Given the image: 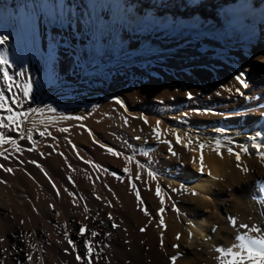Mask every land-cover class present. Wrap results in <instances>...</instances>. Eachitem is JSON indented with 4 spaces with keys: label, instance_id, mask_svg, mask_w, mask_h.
I'll list each match as a JSON object with an SVG mask.
<instances>
[{
    "label": "bare ground",
    "instance_id": "1",
    "mask_svg": "<svg viewBox=\"0 0 264 264\" xmlns=\"http://www.w3.org/2000/svg\"><path fill=\"white\" fill-rule=\"evenodd\" d=\"M138 1L0 0V38L8 37L0 95L12 109H0V119L17 117L3 127L9 139L0 148V264H82L76 256H85L86 240L95 245L93 264H219L215 247L245 234L230 218L264 226V160L253 147L264 151V0ZM241 72L247 87L235 79ZM27 106L35 110L24 131ZM188 139L205 144L203 174L200 150L183 146ZM217 142L222 156L212 150ZM138 163L157 180L142 170L136 180ZM156 183L166 230L156 226ZM181 183L188 192L172 191Z\"/></svg>",
    "mask_w": 264,
    "mask_h": 264
},
{
    "label": "snow or ice",
    "instance_id": "2",
    "mask_svg": "<svg viewBox=\"0 0 264 264\" xmlns=\"http://www.w3.org/2000/svg\"><path fill=\"white\" fill-rule=\"evenodd\" d=\"M8 39L7 36H4L2 38H0V44L4 43V41H6ZM8 64V60L6 57H0V65H5ZM10 66V65H9ZM244 72H241L239 75H237L235 77V79L238 81V83L242 86V87H247V81L244 79ZM4 77L10 78L8 76V73L5 72L4 73ZM9 87H11V85H9ZM237 91H239V89H237ZM31 93V87L29 86L28 88L25 89L24 92V96L27 97L29 94ZM242 94V93H241ZM217 95H219V93H217ZM188 98L191 99L192 98V94L189 93L188 94ZM8 103V101L4 98V96L0 95V109H4L7 112H11L12 109L11 108H5V105ZM13 103H17V101H13ZM115 103L119 104L122 108H124V104L121 100L116 99ZM50 111L52 109H49ZM74 119L80 120L82 119L81 117H74ZM7 122V123H5ZM17 122V117L14 115H10V116H6L3 119H0V128L3 127H7V126H11V125H15ZM127 122V121H126ZM145 123H148V120L145 119L144 120ZM160 126H161V121L157 120L156 121V125L155 127L152 129L153 133L155 134V136L160 139L162 136V132L160 130ZM61 131H67V129H61ZM92 133L89 132V135H91ZM45 133L44 132H40V136H44ZM21 138L23 139L24 137L21 136ZM28 140H32V136L29 134L27 136ZM136 139H140V137H136ZM161 143H166L169 144V152L171 153L172 156H178L179 153L175 150H173L172 146H171V142L168 140H164L161 139L160 140ZM7 143V141L5 140V138L3 136H0V144H4ZM175 143L176 144H181V136L179 134H175ZM190 145H194L196 148H198L200 150V156H199V162H200V167H199V172L201 174L204 173L205 171V164H204V155H203V150L205 148V144L198 142V141H193L192 139H188L186 141V143L183 145L187 150L191 151L193 150L192 148H190ZM101 147H104V145H101ZM222 145L217 142L215 145V148H213L212 150L214 152H216L218 155H221L220 149H221ZM253 147H255L257 149V152L259 153V157L261 160H264V151L260 150V146L259 145H253ZM243 152H248L247 148H242L241 149ZM108 152H110L112 155L114 156H119L120 153H117L115 151H113L112 148H108L107 149ZM227 153L228 155H234L235 159L237 161L236 166L238 168H241L242 171L247 172L248 169L246 167H241L240 164V153L239 152H234L233 149L231 147L227 148ZM61 155H63V153H61ZM143 155H148L147 153H144ZM5 159H7L8 157H4ZM127 161L129 163L132 162V156H128L127 157ZM85 163H91L88 160L84 161ZM193 163H196V158L193 157L192 160ZM37 167L41 168V171L44 172V174L47 176L48 173L45 172V170L39 165H36ZM0 167H4L3 165H0ZM93 167H98L97 165H93ZM151 166L149 165V168ZM136 168L138 169V171L135 174V179L136 180H140L141 179V170L143 172L147 173V176L150 177L152 180H157V177L159 175V173L155 170H149L148 168H145L144 164H137ZM4 170L6 172L11 173L13 171L12 168L8 167V168H4ZM124 171L127 173L129 171V169L126 167L124 169ZM209 175H211V173H209ZM119 178V177H118ZM51 182V181H50ZM0 183H5V181L0 180ZM52 187L55 189L57 188L55 183H52ZM133 188H135V184L132 185ZM151 190V189H149ZM65 191H67V189H65ZM172 191L174 192H178V191H183V192H188V188L184 185V184H180L179 188H172ZM162 189L159 183L155 184V194L157 195V197H160L159 199V203L161 205V207H159V209L157 210V215L159 216V220L157 222V227L159 228H164L166 230V224L164 221V217H163V213L165 212V208L163 207V205L165 204V200L164 197L161 195ZM57 196L60 195L59 190H57L56 192ZM192 195H197V193L192 192ZM69 195L71 196L72 193L69 192ZM136 198H137V202L138 205H144V201L141 199L140 197V193L139 191H136ZM169 199H171V197H168ZM97 199H100L99 196H97ZM85 212L88 211L87 206H85ZM141 211H143V214L145 216L149 217V223L152 222V220L154 219V217L151 216L149 210L147 207H141L140 209ZM172 211H175L177 213V215L179 216L180 214V210L178 208H176L175 204L172 205ZM111 219V217H109ZM23 223V221H21ZM230 225L234 228V229H241L244 230L245 234H236L233 238V243L230 246H225V247H215V252L217 253V257L216 259L219 261V264H264V226H259V225H248L245 223H239L238 220L236 218H230L229 220ZM118 225L114 224L113 227H117ZM147 228V225L144 228H141L140 231L141 232H145ZM87 228L86 227H81L79 230V234L80 235H85L87 232ZM252 233L251 236L247 235V233ZM88 235H90L92 238H95L98 233L95 231H92L90 233H88ZM192 233H189V238L191 239L192 237ZM176 240H180L181 236L180 234L176 235ZM205 240L208 239V237H204ZM68 243L70 245L73 244L72 240H68ZM161 244H163V240L161 239ZM85 247H86V254L85 256H81V255H77L76 259L78 261H81L82 264H93V259H94V243L92 242V240H86L85 241ZM174 247H178V245H174ZM227 258V259H226ZM27 259L29 261L33 260L32 255H29L27 257ZM171 264H176V258L173 257L172 258V262Z\"/></svg>",
    "mask_w": 264,
    "mask_h": 264
},
{
    "label": "rangeland",
    "instance_id": "3",
    "mask_svg": "<svg viewBox=\"0 0 264 264\" xmlns=\"http://www.w3.org/2000/svg\"><path fill=\"white\" fill-rule=\"evenodd\" d=\"M138 1V0H137ZM139 2V1H138ZM139 5H142V4H140V2H139ZM220 17V16H219ZM250 17H252V16H247V18H250ZM222 18V17H221ZM223 20H225L224 18H222ZM260 19V18H259ZM248 20H250V19H248ZM258 20V19H257ZM262 20V19H261ZM259 21V20H258ZM250 22H257V21H255V19L254 20H251ZM249 22V23H250ZM178 25V24H177ZM256 60H253L252 62H251V66L253 67L254 65H256ZM120 72H122V71H120ZM88 103H90L89 101L88 102H85V103H83V104H81V105H79L77 108H76V110H83V109H85V108H87L86 106H88L89 104ZM87 104V105H86ZM103 109H100L99 110V112L97 111V113L99 114V113H102L103 112V110H105L106 109V104H104L103 106ZM17 108H20V106L19 107H17ZM25 109V111L27 110L28 111V114H26V112L24 111V115L26 114L27 116H26V119H25V121H24V131L29 127V126H31V118H32V113L34 112L33 110H35L34 109V107L32 106H27V107H24ZM30 108H31V110H30ZM102 110V111H101ZM96 114V113H95ZM5 129V130H4ZM7 133H9V130L7 129V128H2V129H0V136H3L4 138H5V140H8L9 138H8V136H7ZM4 144H0V148L1 149H4V146H3ZM58 183H60L61 184V186H65V184H64V182H63V180H56Z\"/></svg>",
    "mask_w": 264,
    "mask_h": 264
}]
</instances>
